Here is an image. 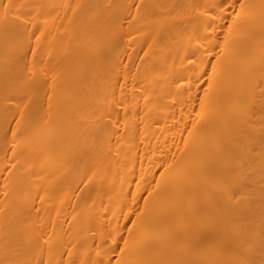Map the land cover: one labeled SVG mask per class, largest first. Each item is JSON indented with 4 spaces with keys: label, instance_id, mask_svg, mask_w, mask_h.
I'll list each match as a JSON object with an SVG mask.
<instances>
[{
    "label": "bare ground",
    "instance_id": "6f19581e",
    "mask_svg": "<svg viewBox=\"0 0 264 264\" xmlns=\"http://www.w3.org/2000/svg\"><path fill=\"white\" fill-rule=\"evenodd\" d=\"M0 264H264V0H0Z\"/></svg>",
    "mask_w": 264,
    "mask_h": 264
}]
</instances>
